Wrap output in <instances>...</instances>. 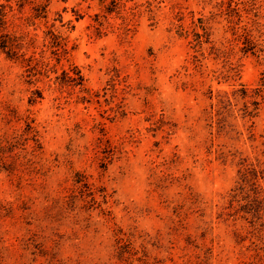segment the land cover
Returning a JSON list of instances; mask_svg holds the SVG:
<instances>
[{"label": "rangeland", "instance_id": "obj_1", "mask_svg": "<svg viewBox=\"0 0 264 264\" xmlns=\"http://www.w3.org/2000/svg\"><path fill=\"white\" fill-rule=\"evenodd\" d=\"M44 4L0 5L34 63L54 58L29 83L0 51V264H264L233 200L264 150V102L235 94L264 83V0L255 48L246 0Z\"/></svg>", "mask_w": 264, "mask_h": 264}, {"label": "trees", "instance_id": "obj_2", "mask_svg": "<svg viewBox=\"0 0 264 264\" xmlns=\"http://www.w3.org/2000/svg\"><path fill=\"white\" fill-rule=\"evenodd\" d=\"M12 0H5V3H0V5L5 8L7 7ZM45 6L50 4L51 0H44ZM246 3L248 4L249 8L246 10L247 12V18L246 19V25L242 28L243 29V36H245L246 39H248L252 45V48H255V39L258 37V33H262V27L259 22H257L256 19L251 18L252 15L255 17H258L259 14L254 11L256 8V0H246ZM22 6V5H21ZM25 6V3H23V8ZM5 16L2 8L0 9V51L5 54L6 58L15 62V63H21L22 65L27 63V71L28 73L34 77L32 81H29V83H36L38 81H42V77L48 76L49 71H51V63L53 61L52 56H46L43 55V57L40 60H36L34 63L32 59H36L34 56H28L27 51L30 47L35 46L38 42L35 40H19L20 38L14 35H11L8 30V22L5 18ZM237 17H239L242 20V12L241 10L237 9ZM259 23V24H258ZM25 66V65H24ZM1 81H0V92H1ZM39 96L42 98L43 92L42 90H37ZM236 97L246 99L248 102L252 104H257L258 106L261 105L264 102V83L261 84L260 87L250 88L248 86L243 85L241 89H238L235 91ZM246 107L248 105L246 104ZM250 113H247V115H251L249 119H252L254 116L252 114V111H249ZM38 141V139H35ZM9 143V144H7ZM13 150V143L11 136H7V138L4 141H0V159L4 157L5 154L10 153ZM259 153V152H258ZM257 153V154H258ZM246 163V161H249ZM240 171L239 177V186L237 188V192L235 195H233V200H238V202H241V206L236 209V212H243L244 216L251 217L252 225L258 226V232L260 233L258 235V239L260 240L262 236L264 235V195L263 190L258 185V177L262 170L264 169V150L262 151V157H259V155H256L253 160L250 158H246L243 160V162L240 163ZM16 169L15 163H9L8 168L5 170L7 171H14ZM82 180V179H81ZM76 181V180H75ZM239 198V199H237ZM60 210H62L61 206H57ZM247 218V217H245ZM261 224L259 225V223ZM261 227V228H260ZM257 229V228H256ZM198 264V262L195 261L194 264Z\"/></svg>", "mask_w": 264, "mask_h": 264}]
</instances>
